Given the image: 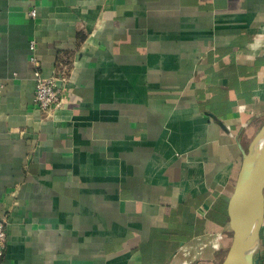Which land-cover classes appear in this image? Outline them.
I'll use <instances>...</instances> for the list:
<instances>
[{
  "label": "crops",
  "instance_id": "1",
  "mask_svg": "<svg viewBox=\"0 0 264 264\" xmlns=\"http://www.w3.org/2000/svg\"><path fill=\"white\" fill-rule=\"evenodd\" d=\"M263 120L264 0H0V264H220Z\"/></svg>",
  "mask_w": 264,
  "mask_h": 264
},
{
  "label": "water",
  "instance_id": "2",
  "mask_svg": "<svg viewBox=\"0 0 264 264\" xmlns=\"http://www.w3.org/2000/svg\"><path fill=\"white\" fill-rule=\"evenodd\" d=\"M227 203L230 242L220 264H257L264 220V120L246 147Z\"/></svg>",
  "mask_w": 264,
  "mask_h": 264
},
{
  "label": "built area",
  "instance_id": "3",
  "mask_svg": "<svg viewBox=\"0 0 264 264\" xmlns=\"http://www.w3.org/2000/svg\"><path fill=\"white\" fill-rule=\"evenodd\" d=\"M31 16L35 15L34 9L29 11ZM29 49L31 54L29 56V62L33 69L34 78V94L32 102L42 112H46L51 108L61 107L65 101V94L62 86L58 85V81L65 82L66 75L60 74L54 77L43 76L40 70V62L35 54V42H29ZM7 233L6 222L0 214V258L4 253L6 247Z\"/></svg>",
  "mask_w": 264,
  "mask_h": 264
}]
</instances>
